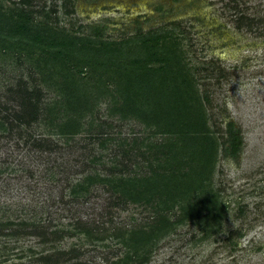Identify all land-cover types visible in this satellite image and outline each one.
Returning a JSON list of instances; mask_svg holds the SVG:
<instances>
[{
  "label": "trees",
  "instance_id": "obj_1",
  "mask_svg": "<svg viewBox=\"0 0 264 264\" xmlns=\"http://www.w3.org/2000/svg\"><path fill=\"white\" fill-rule=\"evenodd\" d=\"M229 2L237 12L232 21L238 30L260 29L259 18L247 16L237 1ZM20 3L23 7L16 13L0 5V46L17 47L28 54L39 50L50 56L54 65L62 64L63 58L70 65L87 64L94 82L91 89L97 94L81 88L79 79L67 72H60L62 81L56 87L61 97L46 106L42 88L30 87L21 79L6 90L11 103L0 102V132L16 139L22 163L11 167L7 159L1 160L0 176L10 168L22 184L9 201L0 199V264H89L83 260L89 251L85 246L103 242L117 247L114 257H104V264H148L159 243L182 223L219 224L225 210L212 187V175L219 146H223L225 157L238 158L240 130L228 121L226 137L219 141L218 131L209 127L205 113L209 98L206 93L198 95L197 81L178 36L169 30H150L139 33V40L126 43V47L103 41L96 44L95 40L83 43L82 37L46 23L32 24L34 12L47 20L49 13L42 6L33 10V0ZM62 5L66 14L75 11L74 0H63ZM89 28L95 37L106 30L105 26ZM107 72L114 75L108 79L114 91L107 89L102 79ZM107 96L111 101L109 116L117 122L133 119L144 124L148 136L111 135L107 128L121 124L98 121L94 112L98 100ZM42 123L65 142L37 134L35 127ZM83 132H87L84 143L92 147L88 155L71 163L64 156L65 149L72 150L75 144L69 141ZM156 136L161 138L154 140ZM96 144L109 151L98 152ZM2 183L0 196L12 188ZM98 189L107 193V203L96 218L87 204L98 197ZM29 192L40 200L37 197L35 202ZM130 203L148 209L146 221L127 226L113 219V207L124 208ZM209 229L203 238L211 233ZM237 236H243L241 230ZM74 237L81 243L58 246Z\"/></svg>",
  "mask_w": 264,
  "mask_h": 264
},
{
  "label": "rangeland",
  "instance_id": "obj_2",
  "mask_svg": "<svg viewBox=\"0 0 264 264\" xmlns=\"http://www.w3.org/2000/svg\"><path fill=\"white\" fill-rule=\"evenodd\" d=\"M229 1L74 0L75 11L66 14L63 0H33V10L42 6L50 18L47 20L43 15L34 12L30 20L32 24L46 23L57 30L82 37L83 43L95 40L96 44L103 41L126 47V43L139 40L141 32H174L197 81L198 95L206 93L209 98V106L205 107L209 127L218 131L216 135H219V141H222L221 137H226L224 133L228 121H233L240 130L242 144L238 158L225 157L223 146H219L220 153L217 155L212 175V187L219 193V200L225 210L220 223L211 221L209 224L212 226L195 220L182 223L170 237L159 243L148 264H264V32L258 34L259 31H264V0H235L247 16L260 19V29L251 32L236 28L232 19L237 12L228 6ZM0 5L5 11L13 13L23 7L20 0H0ZM157 5L161 9H157ZM51 9H57V12ZM254 22L259 26L257 19ZM94 25L106 27L103 36L95 37L89 33V26ZM28 53L27 50L17 47L0 46L1 103H11L5 97L6 90L21 79L30 87L35 85L42 88L46 106L61 97L56 90L62 81L60 72L75 76L79 79L81 88L97 94L96 89H91L94 82L89 76L92 70L87 64L70 65L63 58L62 64L54 65L50 56L39 50ZM61 66L68 67L69 70H60ZM100 71H104V68ZM112 74L107 72L102 77L110 90L114 89V84L108 80ZM97 104L94 109L97 120L112 121L115 124L117 118L107 113L111 105L110 98L107 96L99 99ZM117 123L121 126L107 128L114 137L132 138L138 135L141 138L149 134L144 124L133 119ZM35 129L37 134H43L60 143L65 142L63 137L55 134L44 123ZM0 134V161L7 159L11 167L21 164L16 139L4 137L7 134L3 132ZM159 138L161 137H153L154 140ZM85 139L87 132L76 136L75 141H69L75 144L72 150L62 144L67 147L64 156L71 163L90 152L92 145L87 146ZM110 147L114 148V144ZM97 148L98 152L109 151L96 144ZM27 179L25 176L24 180ZM3 181L9 183L13 189L8 194H2L0 199L9 201L11 194L16 192L22 181L10 172V168L0 176V188ZM96 191H99L98 197H94L87 207L91 216L98 218L100 211H105H102V207L106 206L107 193L100 189ZM29 193L31 195L32 192ZM51 193L52 191L46 195ZM37 197L39 198L33 193L30 196L35 202ZM111 211L115 221L127 226L146 221L148 214V209L131 203L124 208L113 207ZM81 215L85 218L87 216L86 212ZM206 228H210L211 233L203 238ZM240 230L242 237L237 236ZM230 235L232 238H229ZM81 241L76 237L67 238L58 246L69 248ZM103 243L96 247L86 245L89 251L83 260L89 264H104L105 256L114 257L116 245L107 247ZM35 247L41 248L37 245Z\"/></svg>",
  "mask_w": 264,
  "mask_h": 264
}]
</instances>
